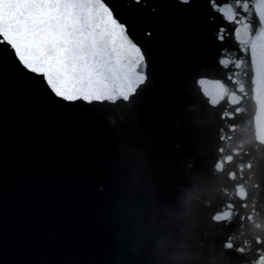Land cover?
<instances>
[{"label":"water","instance_id":"1","mask_svg":"<svg viewBox=\"0 0 264 264\" xmlns=\"http://www.w3.org/2000/svg\"><path fill=\"white\" fill-rule=\"evenodd\" d=\"M147 2V68L89 104L0 75V264H264V38Z\"/></svg>","mask_w":264,"mask_h":264},{"label":"snow or ice","instance_id":"2","mask_svg":"<svg viewBox=\"0 0 264 264\" xmlns=\"http://www.w3.org/2000/svg\"><path fill=\"white\" fill-rule=\"evenodd\" d=\"M207 6L209 23L225 22L216 28L218 40L229 24L246 54L264 38V0H207ZM145 10L159 13L147 0H0V75L9 73L61 107L89 104L147 68L151 54L134 35ZM152 34L144 31L146 39Z\"/></svg>","mask_w":264,"mask_h":264}]
</instances>
